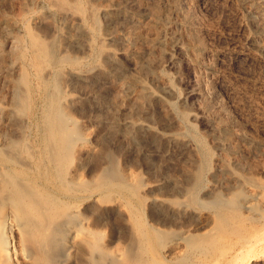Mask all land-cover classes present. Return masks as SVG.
Returning a JSON list of instances; mask_svg holds the SVG:
<instances>
[{
  "label": "rangeland",
  "instance_id": "obj_1",
  "mask_svg": "<svg viewBox=\"0 0 264 264\" xmlns=\"http://www.w3.org/2000/svg\"><path fill=\"white\" fill-rule=\"evenodd\" d=\"M69 1L0 0V194L67 204L106 264H264V0ZM61 119L78 198L38 177Z\"/></svg>",
  "mask_w": 264,
  "mask_h": 264
},
{
  "label": "bare ground",
  "instance_id": "obj_2",
  "mask_svg": "<svg viewBox=\"0 0 264 264\" xmlns=\"http://www.w3.org/2000/svg\"><path fill=\"white\" fill-rule=\"evenodd\" d=\"M61 5L70 6V1L61 0ZM30 35V43L33 52H36V57L37 55L39 57H44L45 60H47L46 62H52V64L59 62L58 57L55 56V52L51 48L53 46L50 47V45L45 44L36 35ZM63 60H67V57L63 58ZM21 82L26 85L28 82L27 77L24 76ZM145 94H147V96L150 95L149 92H145ZM26 95L23 91H17L14 95L17 104H19L23 110H25ZM145 96H140V98H144ZM147 98H144V100ZM56 129L57 132L64 133V136H62L63 138L65 137L64 141H59L61 144L59 148L57 147V150L53 148H51V150L48 149L52 164L51 167H48H50L51 170L48 171L49 169H45L48 171L45 173L41 171L38 177L46 181L49 180V182L53 180L55 182L53 186L55 185L57 189L60 190L59 192L68 199L70 197L78 198L77 195L80 194L83 188L85 190L86 188L78 179H66L65 174L67 172L66 170L63 171V168H61L62 163L60 158V154L62 153L65 154V158L69 159L71 157L72 143L74 141H71L70 134L75 132V128L71 124V121L62 120ZM54 133L56 134V132ZM50 144H52V142ZM201 170L200 168L196 171L195 183L193 182L195 185L193 184L192 188L188 191L189 197L196 201L198 200L195 197V187L196 183H199L201 179ZM17 184H11V189L7 194H0V202L2 205V212L0 214V264H18L13 259L17 254L21 256L23 264H63L65 258L69 255V250H73L74 252L82 248L84 249V247L90 252L87 256L86 264L107 263L105 260H102L104 259L103 256H101V259H98L97 255L99 254L98 251H96L98 247H96L95 242L97 236L95 235L96 237L94 238L95 233H90L91 236L87 234L88 238H82L78 234L79 220L78 213L75 210L72 211L71 207L67 204H57L55 201L54 204H52L53 206L49 207L46 205L45 199L42 198V194L36 190L27 189L28 187L26 184L27 188L24 186L19 187L20 185L17 186ZM46 187L44 188L47 189ZM45 194L47 195L48 192L46 191ZM41 199L44 201H41ZM48 204L51 206L49 202ZM212 204L219 208L223 205V202L216 198L212 201ZM8 234H10L12 239H18L17 245H11V238Z\"/></svg>",
  "mask_w": 264,
  "mask_h": 264
}]
</instances>
